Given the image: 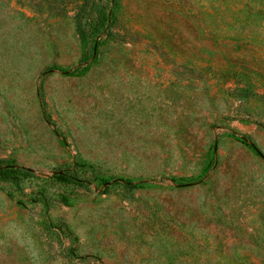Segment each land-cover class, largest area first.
Segmentation results:
<instances>
[{
    "label": "rangeland",
    "instance_id": "1",
    "mask_svg": "<svg viewBox=\"0 0 264 264\" xmlns=\"http://www.w3.org/2000/svg\"><path fill=\"white\" fill-rule=\"evenodd\" d=\"M95 1L0 0V264H264V0Z\"/></svg>",
    "mask_w": 264,
    "mask_h": 264
},
{
    "label": "trees",
    "instance_id": "2",
    "mask_svg": "<svg viewBox=\"0 0 264 264\" xmlns=\"http://www.w3.org/2000/svg\"><path fill=\"white\" fill-rule=\"evenodd\" d=\"M73 19L79 35L82 38H92L90 49L91 52H94L99 35L108 33L110 9L106 10L95 0H82L74 11ZM31 172L29 168L15 166L0 160V181L18 185L22 179L30 176ZM63 176L74 179L71 175Z\"/></svg>",
    "mask_w": 264,
    "mask_h": 264
}]
</instances>
